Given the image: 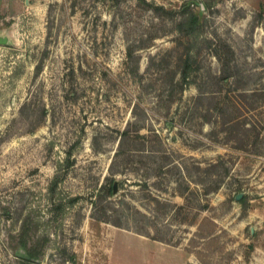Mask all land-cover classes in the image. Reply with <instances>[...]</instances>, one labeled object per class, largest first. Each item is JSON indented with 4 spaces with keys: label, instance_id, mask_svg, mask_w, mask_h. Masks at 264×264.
I'll return each mask as SVG.
<instances>
[{
    "label": "rangeland",
    "instance_id": "374dc122",
    "mask_svg": "<svg viewBox=\"0 0 264 264\" xmlns=\"http://www.w3.org/2000/svg\"><path fill=\"white\" fill-rule=\"evenodd\" d=\"M0 34V264L25 225L33 264H264V0H0Z\"/></svg>",
    "mask_w": 264,
    "mask_h": 264
},
{
    "label": "trees",
    "instance_id": "16d2710c",
    "mask_svg": "<svg viewBox=\"0 0 264 264\" xmlns=\"http://www.w3.org/2000/svg\"><path fill=\"white\" fill-rule=\"evenodd\" d=\"M199 21L200 14L198 12L196 13L192 11L189 20L192 31L193 28L198 27ZM111 190L112 193H114V187H112ZM19 246L20 248L24 249L25 254L23 257L29 262V264H33L35 261L39 260L43 254V248L41 245L32 240L28 225H25L22 229V232L19 234Z\"/></svg>",
    "mask_w": 264,
    "mask_h": 264
},
{
    "label": "water",
    "instance_id": "95a60500",
    "mask_svg": "<svg viewBox=\"0 0 264 264\" xmlns=\"http://www.w3.org/2000/svg\"><path fill=\"white\" fill-rule=\"evenodd\" d=\"M10 41H11V39L9 36L0 34V44H8V43H10ZM116 190H117V183L114 184V192H116ZM241 195L242 194L240 193L238 195V198H240Z\"/></svg>",
    "mask_w": 264,
    "mask_h": 264
}]
</instances>
